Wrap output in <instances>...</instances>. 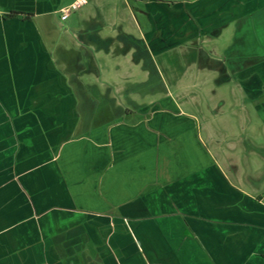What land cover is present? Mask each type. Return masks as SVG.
Wrapping results in <instances>:
<instances>
[{
	"label": "crops",
	"instance_id": "crops-1",
	"mask_svg": "<svg viewBox=\"0 0 264 264\" xmlns=\"http://www.w3.org/2000/svg\"><path fill=\"white\" fill-rule=\"evenodd\" d=\"M77 1L0 0V264H264V174L222 166L169 90L219 51L264 87V54L225 38L264 0H85L62 19Z\"/></svg>",
	"mask_w": 264,
	"mask_h": 264
},
{
	"label": "rangeland",
	"instance_id": "rangeland-1",
	"mask_svg": "<svg viewBox=\"0 0 264 264\" xmlns=\"http://www.w3.org/2000/svg\"><path fill=\"white\" fill-rule=\"evenodd\" d=\"M131 2L139 3L138 0ZM244 9L251 10L250 7ZM248 14L246 23L233 26L231 31L225 33V38L233 43L237 40L244 42L239 41L238 44L242 45L240 47L242 50L244 48L248 56L254 55V52L262 55L264 8L251 10ZM222 54V51L208 53L207 61L203 62L201 59L199 65L194 63L180 86L170 87L169 90L178 97L185 112L196 115L202 138L222 166L231 164L237 172L244 171L246 177L257 179L259 175L264 174V124L258 115L256 105L264 100V92L255 98L249 97L248 93L246 95L233 74L230 71L225 72L221 65ZM190 57L181 55L180 60L171 66L174 71L169 73V76H175L181 68L187 67ZM169 58L174 60L173 56ZM256 73L254 68L246 73L245 79L248 84L246 90L249 92L256 85L254 82L257 79ZM136 90L137 96L142 98L144 93L153 94L158 88ZM230 174L235 177L234 171Z\"/></svg>",
	"mask_w": 264,
	"mask_h": 264
},
{
	"label": "flooded vegetation",
	"instance_id": "flooded-vegetation-1",
	"mask_svg": "<svg viewBox=\"0 0 264 264\" xmlns=\"http://www.w3.org/2000/svg\"><path fill=\"white\" fill-rule=\"evenodd\" d=\"M241 88L244 90L246 95L248 93L249 97H254V98L259 96L260 94H262L264 92V87H262V86L258 87V86L255 85L253 87V89L250 90V92L246 90V88H248V87H246V88L245 87H241Z\"/></svg>",
	"mask_w": 264,
	"mask_h": 264
},
{
	"label": "built area",
	"instance_id": "built-area-1",
	"mask_svg": "<svg viewBox=\"0 0 264 264\" xmlns=\"http://www.w3.org/2000/svg\"><path fill=\"white\" fill-rule=\"evenodd\" d=\"M138 1H142V0H138ZM85 3V0H79L77 1L75 4H73L70 8L68 9H63L62 10V19H66L68 17V14L71 10H76L78 9L81 5H83Z\"/></svg>",
	"mask_w": 264,
	"mask_h": 264
},
{
	"label": "trees",
	"instance_id": "trees-1",
	"mask_svg": "<svg viewBox=\"0 0 264 264\" xmlns=\"http://www.w3.org/2000/svg\"><path fill=\"white\" fill-rule=\"evenodd\" d=\"M15 16H23L25 19H30L32 15L27 13H12L11 15H8L9 18H13Z\"/></svg>",
	"mask_w": 264,
	"mask_h": 264
}]
</instances>
